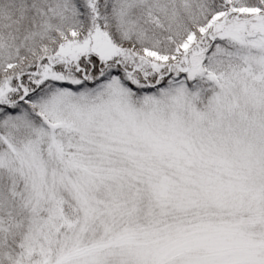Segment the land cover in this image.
Returning a JSON list of instances; mask_svg holds the SVG:
<instances>
[{"label":"snow or ice","instance_id":"1","mask_svg":"<svg viewBox=\"0 0 264 264\" xmlns=\"http://www.w3.org/2000/svg\"><path fill=\"white\" fill-rule=\"evenodd\" d=\"M0 264H264V0H0Z\"/></svg>","mask_w":264,"mask_h":264}]
</instances>
